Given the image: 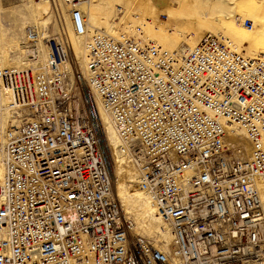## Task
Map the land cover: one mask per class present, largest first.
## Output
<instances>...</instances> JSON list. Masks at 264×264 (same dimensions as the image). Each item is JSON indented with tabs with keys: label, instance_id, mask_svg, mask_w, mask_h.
<instances>
[{
	"label": "built area",
	"instance_id": "built-area-1",
	"mask_svg": "<svg viewBox=\"0 0 264 264\" xmlns=\"http://www.w3.org/2000/svg\"><path fill=\"white\" fill-rule=\"evenodd\" d=\"M69 19L87 37V80L63 67L64 33L45 39L40 70L0 67V264H244L264 243V58L210 35L167 51L141 30L88 34L78 8ZM36 39L28 28L25 46ZM82 81L173 244L132 234ZM235 125L249 160L225 143Z\"/></svg>",
	"mask_w": 264,
	"mask_h": 264
},
{
	"label": "rangeland",
	"instance_id": "rangeland-1",
	"mask_svg": "<svg viewBox=\"0 0 264 264\" xmlns=\"http://www.w3.org/2000/svg\"><path fill=\"white\" fill-rule=\"evenodd\" d=\"M202 1L200 9L193 12L196 16L195 19L185 18L183 21H180L177 15L179 5L176 4V0H76V3L89 2L101 11L102 20L98 25L100 31L113 34L118 30H141L139 35L141 39L151 41L167 51L187 49L207 34L217 35V37L227 40L231 45H234L238 52H252L256 40L264 44V16L256 15L255 11L254 17L249 16L253 11L250 10V6L254 1ZM67 4L64 0H53L50 3L39 2V0H0V67L4 52L9 55L11 61L18 64H23L32 59L29 58L31 55L29 52L34 50L35 47L25 46V32L28 28H33L40 34L45 32L49 36L64 33L70 47V66L72 70L79 71L78 73L81 74L84 80H87V75H84L82 71L84 66L82 60L84 51L82 50L84 49H81V44L83 46L84 42L76 38L71 29ZM45 8L48 10V15L39 19L38 14L42 13ZM104 15L106 19H103ZM239 21H241L240 25L242 30H245V34L235 31L237 27L233 23ZM90 32L92 31L90 30ZM40 44L44 56V45ZM82 87L85 109H87V106L93 109L95 118L102 127L103 134V126L108 127V122L105 125L101 116L102 123L99 121L97 105L94 102L95 97L91 96L86 81H82ZM106 142L108 146L107 137ZM106 149H108V153H106L108 154L114 196L118 197L122 209L125 202L128 203V209L133 208L131 207L132 204L134 206L132 213L134 214L141 209V201L137 199L131 203V200L128 202L119 199V197L125 196L127 199L136 197L128 190L129 187H136L134 184L129 183L124 188L120 186L122 181L130 179V177L135 179L136 176L132 171L131 173L129 171L124 173V170H119L116 166L112 168L111 152H109L108 147ZM139 215L134 216L138 224L137 232L150 236L148 238H153L159 232L158 222L151 213L148 215L143 213L142 215H145L146 218H140ZM129 218L133 221L132 217ZM133 226L132 234L144 236L136 233L134 230L135 224ZM262 250H264V244H262L260 251H257V254L245 255L244 264H264V251Z\"/></svg>",
	"mask_w": 264,
	"mask_h": 264
},
{
	"label": "bare ground",
	"instance_id": "bare-ground-1",
	"mask_svg": "<svg viewBox=\"0 0 264 264\" xmlns=\"http://www.w3.org/2000/svg\"><path fill=\"white\" fill-rule=\"evenodd\" d=\"M42 1L45 3H50L53 0H49V1H47V0H41L40 1L39 0V2H42ZM176 1H177L176 4L179 5L177 15H178L180 21H183V19H185V18L192 19V20L195 19L196 16L194 15L193 12L195 10L200 9V7H201L200 5L203 3L202 0L201 1L200 0H176ZM252 1H254V3L251 4L250 10H253V11L249 14V16L254 17V15H255L254 11L256 12V15L264 16V0H252ZM64 2L68 3L67 7H68V11H69V17L71 15V11L73 10V8H78V9L82 10L81 12L84 16V20H85V24H86V28H87L86 31L88 34L96 32V31H100V29H99L100 27H98V25L100 24V21L102 20L101 15H100L101 14L100 10H98L96 7L91 5L89 2H86V3L85 2L84 3L78 2V3H76V0H73V1L72 0H69V1L64 0ZM47 15H48V10H47V8H45L42 11V13L38 14V17H39V19H42V18L46 17ZM104 18L106 19L105 15L103 16V19ZM69 23H70V26H71L73 33L75 34V32L73 30V25H72L70 19H69ZM240 23H241V21L233 23L237 27V30H235V31H237L241 34H245V30H242ZM89 29L92 32H90ZM121 31H125V30H121ZM36 32H37L36 42L34 44L29 45V46L35 47L34 50H31L29 52L33 58L31 60H27L28 62H24L23 64H18L15 61H11L9 55L6 52H4L2 55V63H1L2 68L11 67V68H18V69H22V70L31 69L33 72H35L36 70H40L41 67H43L45 65L47 46L45 44L46 42H44V41L46 38H48L50 36L45 32H42L41 34L37 30H36ZM128 32L135 33L136 31L135 30H128ZM26 34H27V31L25 32V40H26ZM108 34L114 36L117 33L113 32V34H110V33H108ZM207 35H210V34H207ZM231 35H232V33H231ZM214 36L217 37V35H214ZM75 37L80 39V40H83L84 43H83V46L81 44V49L83 48L84 50H82V51H84V53H85L86 52L87 37L78 36L76 34H75ZM218 38H221V37H218ZM200 39L196 42V44L200 41ZM80 40H79V42H80ZM142 40L145 42H151V41H147L144 39H142ZM225 41L230 45V47L234 51L242 54L244 57H247L250 59H255L258 57L264 58V44L259 43L258 40H256V42H255L254 49H252L253 51L252 52L246 51V53L244 51L238 52L236 50V48L234 47V45H231V43L228 42L227 40H225ZM40 43H42L44 45V49H45L44 56H43V52L40 48V45H41ZM232 43H234V42H232ZM195 45H193L187 49L193 48ZM69 49H70V47H69ZM187 49L186 48L178 49V51L179 50H187ZM175 51H177V50H175ZM84 53H83L84 58H82V60L84 61V66H83L82 71H83V74L87 75V78H88V71H87V66H86L87 64H86V58H85ZM63 67L66 71H69L71 73L72 68L70 66V63L66 62L63 65ZM90 93H91V96L95 97L94 102L97 105V114L99 116L98 117L99 121H101L100 120V116H101V118L104 119L103 121L105 122V125L108 122V127L105 128L103 126V129H104L103 131H104L105 135L103 136L104 133L102 134L101 125H99V132L102 135L101 139H103V143H105L104 144L105 149H106V147H108L109 152H111V155H110L111 161H112L111 167L113 168L114 166H116L117 169L124 170V173H126L127 171H129L131 173V171H132V172H134V176H136L135 179H133V177H130V179L128 178L127 180L122 181L120 183V186L122 188L129 185V183L134 184L136 187H129L128 190L130 192H132L134 195H136V197H133L132 199H127L125 196H122V197H119V199H124L128 202H129V200H131L130 201L131 203L133 200L139 199L141 201V209L136 211L135 212L136 214L135 213L134 214L135 215L140 214L139 215L140 218H146L145 215H148L151 213L153 218L156 219V221L158 222V225H159V232L156 235H154L153 238L156 240H161V241L165 242L166 245L173 244L172 236H171L168 228L161 222L160 218L157 216L156 209H155L154 205L152 204L151 199L142 190H140L137 186L138 169L131 163L130 159L126 155L122 154L119 151V146L121 144L120 138L118 137V135L115 133L114 129L112 128V126L109 122V118L107 117L106 113L104 112V109L102 108L101 101H100L99 97L96 96L95 94H93V92H90ZM101 123H102V121H101ZM105 136L107 137V140L109 142L108 146H107ZM224 140H225L226 145L230 148L234 157L241 159V160H249L251 158V145H250V142L248 141L246 133L243 129H240L236 125L235 126H228ZM106 152L108 153V151H106ZM107 153H105V156L108 159ZM3 179H4V167H3V163H2V160L0 157V185L3 182ZM259 188H260L261 200L264 201V186L259 184ZM117 198H116V200L118 201V203L120 205V201ZM127 204L128 203L125 202V204L123 205V209L121 208V205H120L121 211H122L125 218L132 217L134 224H135L134 230L136 231V233H138L137 232L138 224H137L136 219L134 217L135 215L132 213L134 206H132V204H131V207H133V208L128 209ZM130 210H132V211H130ZM143 213L145 215H142ZM133 227L134 226H132V231H133ZM138 234L147 236V238L150 237L144 233L143 234L138 233ZM262 244H264V243H262ZM262 244H261V246H262ZM261 246L258 248L257 251H260ZM251 250L252 249L244 250V255L252 254V253H250ZM262 251H264V250H262Z\"/></svg>",
	"mask_w": 264,
	"mask_h": 264
}]
</instances>
